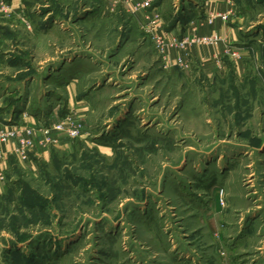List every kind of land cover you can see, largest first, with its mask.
Wrapping results in <instances>:
<instances>
[{"label": "rangeland", "instance_id": "obj_1", "mask_svg": "<svg viewBox=\"0 0 264 264\" xmlns=\"http://www.w3.org/2000/svg\"><path fill=\"white\" fill-rule=\"evenodd\" d=\"M100 1L0 17V108L66 114L67 86L87 106L71 147L33 173L11 162L0 264H264V0H232L242 59L210 76L189 59L164 70L130 13L85 19ZM204 2L148 11L183 34Z\"/></svg>", "mask_w": 264, "mask_h": 264}, {"label": "built area", "instance_id": "obj_2", "mask_svg": "<svg viewBox=\"0 0 264 264\" xmlns=\"http://www.w3.org/2000/svg\"><path fill=\"white\" fill-rule=\"evenodd\" d=\"M221 0H205L204 6L208 7L210 3L218 4ZM228 5L227 11L209 10L205 15V23L212 25L215 21L228 23L233 17L234 9L232 0H224ZM115 5H121L124 10L130 14H136L140 10H148L152 6V0H113ZM16 8L5 0H0V17L6 18L10 14L15 13ZM151 16H147L141 28L148 35L151 44H153L157 54L161 60V66L164 70H169L172 67H179L186 70L189 66L180 57L170 60L167 53L170 49L179 52H187L190 48L211 47L218 48L223 46V54L230 61L237 62L241 60V55L238 49L235 48V43L224 39L220 33L211 31L203 35H197L193 29L186 36L179 38L177 34L164 32L162 27V18L156 8L151 10ZM23 16V15H22ZM21 20L28 25L25 18ZM192 24V23H191ZM28 116V113L23 114V119ZM83 130V121L81 116L76 111L68 110L66 114L60 116L56 121H47L37 127L21 124L18 122L3 125L0 122V143L12 142L14 147L8 153L0 152V160H4L10 156L15 157L19 162L25 163L31 154L36 151L47 148L64 149L65 144L62 143L59 135H63L67 140L72 141L81 137ZM0 180L2 175L0 174Z\"/></svg>", "mask_w": 264, "mask_h": 264}, {"label": "crops", "instance_id": "obj_3", "mask_svg": "<svg viewBox=\"0 0 264 264\" xmlns=\"http://www.w3.org/2000/svg\"><path fill=\"white\" fill-rule=\"evenodd\" d=\"M11 5H13L14 8L17 9L15 13L10 14V16H15L20 19L24 11H26V0H5ZM113 0H101V7L98 6V9H92L90 12L87 13V17L85 19H88L90 15H100V16H107L109 14L115 13L117 10H124V8L121 5H115ZM130 1H139V0H130ZM96 10V11H94ZM157 10V9H156ZM203 15L204 17L202 20H194L193 23L190 25V28L186 29L183 34L180 32L172 31L173 33H176L179 38H182L189 34L191 31L196 30L195 33L197 35H203L205 33L216 31L220 33V35L231 42H234L235 33L233 30V27L228 25V23H224L222 21H215L212 25H208L205 23V15L208 14L209 10H220V11H227L228 5L224 0L219 1L218 5L214 3H210L208 7L204 6L203 3ZM128 13V12H126ZM151 11L148 10H140L137 11L136 14H133L134 19L139 27L145 22L147 16H151ZM6 20V19H4ZM7 22V21H6ZM5 23H2L0 21V45L5 39ZM195 23V24H194ZM235 43V42H234ZM167 57L170 60H173L177 57H180L182 60H184L186 63H188V59L191 60V63H197L199 64L201 70L203 71V74L205 73L207 76H210V74L217 73L220 74L221 71L225 70L226 65V59L223 54V46L220 45L218 48H211V47H203V48H190L187 50V52H179L177 50L170 49L167 53ZM77 58L72 59L70 61L71 63L69 66H72ZM80 60V59H79ZM190 62L188 64H191ZM67 95L69 96L66 103V110L76 111L80 116L85 115L87 110V106L85 101H83L81 98H78V95H75L74 88L66 87ZM28 107L22 104L19 105V103H7L3 105V107L0 108V122L3 125H9V123L12 122H18L21 124H27L31 126H39L43 123H46L47 121H56L60 116H62V112H60V109H51L49 114L45 115L40 111V114L38 116H35L31 111H28ZM17 109V110H16ZM62 110V109H61ZM28 113V116L23 119V114ZM52 112V113H51ZM61 138V141L63 144H65V148L71 147L72 142L67 140L63 135H59ZM12 142L9 143H0V152L2 153H8L10 149H12L14 146ZM52 148L42 149L35 152V154H31L29 156V159L25 162H19L15 157H8L4 160H0V174L2 175V179L0 180V187L4 186V175L9 170V167L11 165V160H14L18 163L21 169H27L30 170L32 173L36 170V165L39 162L47 161L49 158V152Z\"/></svg>", "mask_w": 264, "mask_h": 264}, {"label": "trees", "instance_id": "obj_4", "mask_svg": "<svg viewBox=\"0 0 264 264\" xmlns=\"http://www.w3.org/2000/svg\"><path fill=\"white\" fill-rule=\"evenodd\" d=\"M14 103H16V102H13V104ZM18 103V102H17ZM63 112H64V109L62 110ZM65 114V112L64 113H62V116ZM13 157V156H12ZM13 160H11L10 162H12ZM40 163V162H39Z\"/></svg>", "mask_w": 264, "mask_h": 264}]
</instances>
